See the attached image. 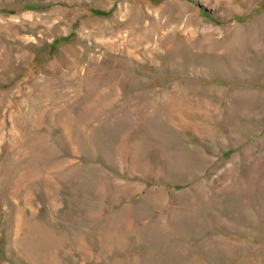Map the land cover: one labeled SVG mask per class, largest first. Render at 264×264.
Wrapping results in <instances>:
<instances>
[{
  "label": "rangeland",
  "instance_id": "374dc122",
  "mask_svg": "<svg viewBox=\"0 0 264 264\" xmlns=\"http://www.w3.org/2000/svg\"><path fill=\"white\" fill-rule=\"evenodd\" d=\"M0 264H264V0H0Z\"/></svg>",
  "mask_w": 264,
  "mask_h": 264
}]
</instances>
